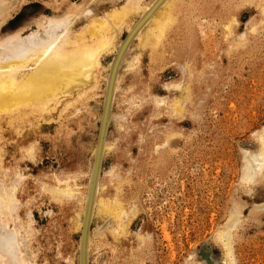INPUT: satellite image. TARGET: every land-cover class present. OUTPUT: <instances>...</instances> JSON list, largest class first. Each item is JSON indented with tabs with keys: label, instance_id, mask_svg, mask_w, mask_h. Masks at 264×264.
<instances>
[{
	"label": "bare ground",
	"instance_id": "1",
	"mask_svg": "<svg viewBox=\"0 0 264 264\" xmlns=\"http://www.w3.org/2000/svg\"><path fill=\"white\" fill-rule=\"evenodd\" d=\"M27 1L0 0V123L2 116L6 115L9 117V123L12 124V130L17 123H13L16 120L24 127L34 124L39 127V120L44 119L41 114L49 112V109L56 105L61 106L62 111L68 109L75 115L80 112V116L86 120L87 127L93 126V119L98 121L96 136L87 146L88 163L83 170L79 168L77 171H52L49 172L50 176L39 174L33 180L36 183H34L35 193L46 197L53 206L57 208L64 206L67 209V214L65 213L64 216L67 219V225L65 228L59 227L60 237L57 238L54 259L56 264H59L58 260L63 264H81L82 261V238L88 210L92 167L98 148L103 110L110 91L100 161L85 234L84 263L88 264L94 241H98L100 239L98 237L104 235L100 227L103 224L96 225L95 228L91 227L93 218L101 213V210L105 213H113L116 208L119 209V200L117 201L116 195H120V191L130 183L128 179L130 177L115 174V166H109L104 171L102 168L103 172H101L104 153L108 150L115 153L118 149V142L125 146V149L128 148L129 136L135 133L137 138L135 147L139 151L138 159L140 160L137 167L147 170L159 158L161 150L163 151L164 148H167V151L170 150L172 137L179 134L175 127L178 120L186 118L190 123L195 122L198 118L196 113L203 105L201 93L206 86L203 88L201 83L207 78L204 76L207 69L205 59H202L200 63H195L188 49L177 46L180 50L178 56L184 60L180 66V76L177 80H164L157 89L160 94H156L151 89V83L157 73L166 68L163 60L165 58L151 51L147 79L138 80L141 76L139 72L141 58L139 50L133 49L146 45L154 49L164 33L171 31L181 34L184 29H189L193 21L195 22L197 18L204 20L205 13L214 11L215 8L220 17L219 26L222 35L225 37L227 33V37L233 40L236 37L233 13L253 3L258 4L260 10L264 12V0H79V2L38 0L42 4L39 12L29 13L23 23L9 28V22L6 23V21L13 17V13L20 4ZM101 2L107 4L102 12L99 11ZM108 58L110 62H106ZM124 70L135 73L137 80L121 86ZM117 97L119 101L121 100L122 107H120V115L115 117L117 118V131H114L116 139L109 142L107 129L112 119L113 103ZM145 103H148L153 116L147 119L146 124L134 123V115L143 108ZM152 117H163L170 120L171 124L153 133L158 125L153 124ZM66 124L65 122L59 123L58 131L63 129L66 132ZM2 133L3 127L0 124V136ZM257 137L259 138L257 139L259 140L258 149L255 148L256 150L252 153L244 152L242 155L241 179L244 183L255 182L264 176L263 130ZM18 147L22 157L29 159L33 158V152L37 148L27 141L20 142ZM120 152L124 151L121 149ZM15 167L7 164L3 145L0 144V264H49L50 262L42 253L44 246L40 240L41 230L34 224L33 204L30 200L25 201L20 198L17 193L23 188L22 182L25 175L22 172L19 173ZM79 177H85L84 184L79 182ZM110 188L114 190L116 197L112 194V198L105 196L104 191ZM104 204L108 207H104ZM238 209L240 206L233 204L227 222H225L226 225L223 226L226 229L222 228L220 232L222 230L231 231L235 224L234 221L238 218ZM256 211L264 212V209ZM122 213H124L123 219L127 220L125 212ZM120 215L122 216V214H117L115 227L111 226L110 222L108 223L111 227L109 229L113 241L122 240V236L130 232L128 223L122 221ZM54 216L51 215L49 218L55 219ZM74 232L77 234L76 240H73L71 236ZM139 232L137 230L133 232L134 234H130V239L126 240L129 242V247L128 245L126 248L123 247V252H127V256L132 260L129 264L137 263L139 257L136 258V255L138 254L142 257L149 256L148 242L144 240L146 237H142V232ZM220 236L218 232V237ZM224 245L225 254L230 258L228 243ZM117 249L119 251V248ZM118 251L113 250L101 262L99 260V264H120L119 261L114 262L119 256ZM42 254L44 258H40ZM201 255L204 264H217L216 260L207 256V253L202 252ZM125 259L127 258L123 261ZM192 263L194 262L191 260L186 264ZM227 263L229 264L230 261ZM227 263L224 262V264Z\"/></svg>",
	"mask_w": 264,
	"mask_h": 264
},
{
	"label": "rangeland",
	"instance_id": "2",
	"mask_svg": "<svg viewBox=\"0 0 264 264\" xmlns=\"http://www.w3.org/2000/svg\"><path fill=\"white\" fill-rule=\"evenodd\" d=\"M106 5L101 2L99 11L102 12ZM39 7H42L40 1L28 0L17 7L13 17L6 23L9 22V28L18 26L29 13L39 12L41 9ZM215 9L211 11L212 13H205L204 20L197 18L189 29H184L181 34L167 31L154 49L149 45L141 47L142 49L132 48L140 52L141 76L138 80L147 79L151 51L165 58L163 60L166 68L158 71L151 83V89L156 94H160L157 89L164 80H177L180 76V66L184 60L178 56L180 50L177 46L188 49L195 63L205 59L207 69L204 76L207 78L201 83L203 88L206 86L204 89L201 87L203 105L196 113L198 118L195 122L190 123L186 118L178 120L175 127L180 135L172 137L170 150L167 151V148L161 150L162 155L160 154L147 170L137 167L140 160L139 151L135 147L137 142L135 133L129 136L128 148L125 149V146L118 142L115 153L112 150L104 153L101 172L109 166H115V174L130 177L128 178L130 183L128 182L129 185L123 188L117 197L114 196L112 188L104 191L105 196H111L110 198L114 196L117 201L119 200L120 210L116 208L113 213L101 210V213L93 218L91 227L103 224L100 227L104 235L98 237L100 238L98 241H94L88 264H99L113 250L118 251L117 248L119 256L114 262L129 264L132 260L127 256V252H123V247L126 248L127 245L129 247L126 240H129L130 234L137 230L142 232V237H146L144 240L148 242L149 248L148 257L136 255V258L139 257L138 264H186L191 260L194 262L192 264H204L202 252L216 260L217 264H224L225 261L226 263L230 261L229 264H264V212L256 211L264 209V176L250 183H244L241 179L242 155L244 152L252 153L258 149L257 136L262 130L264 132V12L260 10L258 4L253 3L233 13L236 23L234 35L237 39L235 37L232 40L227 37V33L225 37L222 35L220 17ZM171 61L172 63H169ZM106 62H110V59H106ZM124 71L121 86L137 80L135 73ZM174 92L171 93L175 95ZM148 106V103H145L134 115V123L146 124L147 119L153 116ZM120 107L122 103L117 97L113 103L112 119L107 129L109 142L116 139L115 117L120 115ZM51 108L49 112L41 114L44 119L39 120V127H36L37 124L24 127L16 120L13 122L17 123L12 130L9 117L3 115L0 123L3 127L0 144L3 145L7 164L16 166L18 172L25 175L23 188L17 192L18 196L25 201L30 200L33 204L34 224L41 230L40 240L44 246L42 253L49 264H56L54 261L56 242L60 237L59 227L65 228L67 225V219L64 218L67 209L64 206L57 208L49 203L46 197L35 193L33 180L39 174L50 176L52 171L68 172L77 171L79 168L83 170L88 163L87 146L96 136L98 121L93 119V126L87 127L86 120L80 116V112L75 115L68 109L62 111L59 105ZM152 119L153 124L158 125L156 131H151L153 133L171 124L170 120L163 117ZM61 122L67 123L66 132L63 129L58 131V124ZM22 141L31 142L37 147L31 160L22 157L18 147ZM121 149L124 152H120ZM78 180L82 184L85 183V177H79ZM233 204L240 206L238 218L234 221L231 231L220 232L226 225ZM104 205L108 207L107 204ZM122 212H125L127 220L123 219ZM117 214H122L120 218L128 223L130 232L122 236V240L113 241L109 225L116 226L114 224H117ZM51 215H55V219L49 218ZM218 232L219 236L221 234L223 236L218 237ZM71 236L76 240L75 232ZM225 243H228L230 258L225 254ZM43 254L40 258H44ZM124 258L127 259L123 261ZM58 263L63 264L60 260Z\"/></svg>",
	"mask_w": 264,
	"mask_h": 264
},
{
	"label": "water",
	"instance_id": "3",
	"mask_svg": "<svg viewBox=\"0 0 264 264\" xmlns=\"http://www.w3.org/2000/svg\"><path fill=\"white\" fill-rule=\"evenodd\" d=\"M110 85H111V82H110ZM109 95H110V91H109L108 99L106 100L105 107L103 110V117H102V122H101V126H100L98 148L96 150V154H95L94 161H93V167H92V178H91L90 191H89V196H88V210L86 211V216H85V221H84V229H83L81 264H85L84 263L85 234H86V231L88 228L89 207H90V202L92 200L93 190H94V186H95V181H96V176H97L98 166H99V161H100V150H101L102 139L104 136V130H105V126H106V119H107V113H108L107 110H108V105H109Z\"/></svg>",
	"mask_w": 264,
	"mask_h": 264
}]
</instances>
